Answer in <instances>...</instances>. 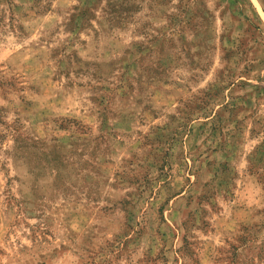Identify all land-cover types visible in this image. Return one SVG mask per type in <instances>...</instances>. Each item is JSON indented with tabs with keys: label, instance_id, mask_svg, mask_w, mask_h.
Listing matches in <instances>:
<instances>
[{
	"label": "rangeland",
	"instance_id": "obj_1",
	"mask_svg": "<svg viewBox=\"0 0 264 264\" xmlns=\"http://www.w3.org/2000/svg\"><path fill=\"white\" fill-rule=\"evenodd\" d=\"M0 264H264V0H0Z\"/></svg>",
	"mask_w": 264,
	"mask_h": 264
}]
</instances>
